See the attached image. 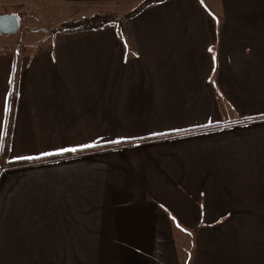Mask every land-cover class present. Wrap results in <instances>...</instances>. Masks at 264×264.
<instances>
[{
    "label": "crops",
    "instance_id": "obj_1",
    "mask_svg": "<svg viewBox=\"0 0 264 264\" xmlns=\"http://www.w3.org/2000/svg\"><path fill=\"white\" fill-rule=\"evenodd\" d=\"M141 1L53 0L48 25L0 0L22 28L0 56V264L122 258L116 243L145 234L172 247L153 264H191L174 261L194 226L174 232V193L259 161L264 0H164L123 26L54 31Z\"/></svg>",
    "mask_w": 264,
    "mask_h": 264
},
{
    "label": "rangeland",
    "instance_id": "obj_2",
    "mask_svg": "<svg viewBox=\"0 0 264 264\" xmlns=\"http://www.w3.org/2000/svg\"><path fill=\"white\" fill-rule=\"evenodd\" d=\"M203 1L210 9L218 7L219 0ZM19 3L31 20L47 17L48 25L58 22L55 19L58 14L51 12L55 6L53 0L49 3L19 0ZM10 7L14 4L0 3V11ZM31 32L28 27L25 43ZM20 37L22 28L9 35L0 33V56L16 49ZM239 166L238 177L188 179L186 187L174 193V232L183 234V222L194 224L189 236H184L188 238L185 242L180 241L181 235L174 237V261L187 255L191 264H264V139L259 142V161L243 162ZM141 239L142 243H116L122 249V258H90L91 263L153 264L162 249H172L169 244L153 242L147 234ZM90 254L96 255L92 251Z\"/></svg>",
    "mask_w": 264,
    "mask_h": 264
},
{
    "label": "trees",
    "instance_id": "obj_3",
    "mask_svg": "<svg viewBox=\"0 0 264 264\" xmlns=\"http://www.w3.org/2000/svg\"><path fill=\"white\" fill-rule=\"evenodd\" d=\"M161 1L164 0H142L134 9L121 15L120 17H117L112 13L96 12L90 16H86L78 20L66 21L54 31L70 32L93 30L113 22H117L118 25L123 26L125 21L129 18L139 14L151 4Z\"/></svg>",
    "mask_w": 264,
    "mask_h": 264
},
{
    "label": "water",
    "instance_id": "obj_4",
    "mask_svg": "<svg viewBox=\"0 0 264 264\" xmlns=\"http://www.w3.org/2000/svg\"><path fill=\"white\" fill-rule=\"evenodd\" d=\"M20 19L15 13L0 15V33L9 35L20 28Z\"/></svg>",
    "mask_w": 264,
    "mask_h": 264
},
{
    "label": "snow or ice",
    "instance_id": "obj_5",
    "mask_svg": "<svg viewBox=\"0 0 264 264\" xmlns=\"http://www.w3.org/2000/svg\"><path fill=\"white\" fill-rule=\"evenodd\" d=\"M209 51H212L211 49H209ZM7 110V109H6ZM3 138V134H0V140H2ZM83 147H92V145H84ZM61 151H76L75 148H71V149H62ZM44 155H51V153H45Z\"/></svg>",
    "mask_w": 264,
    "mask_h": 264
}]
</instances>
